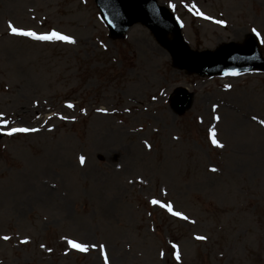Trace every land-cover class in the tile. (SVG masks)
I'll return each mask as SVG.
<instances>
[{
	"label": "rangeland",
	"instance_id": "1",
	"mask_svg": "<svg viewBox=\"0 0 264 264\" xmlns=\"http://www.w3.org/2000/svg\"><path fill=\"white\" fill-rule=\"evenodd\" d=\"M158 2L197 49L264 37V0H185L212 19ZM98 13L95 0H0V113L39 129L0 130V264H103L62 237L103 244L109 264H264V74L186 72L145 26L113 39ZM9 21L75 43L14 36Z\"/></svg>",
	"mask_w": 264,
	"mask_h": 264
},
{
	"label": "water",
	"instance_id": "2",
	"mask_svg": "<svg viewBox=\"0 0 264 264\" xmlns=\"http://www.w3.org/2000/svg\"><path fill=\"white\" fill-rule=\"evenodd\" d=\"M97 2L103 11L102 16L109 25L112 36L121 35L130 25L140 21L150 28L160 43L168 48L173 58V64L179 68H186L188 71H195L200 75L205 73L211 75L222 71L234 62V58H241L245 53L252 56L253 59L236 65L246 68H264V63L258 56V48L253 39H248L245 47L227 44L214 53H193L182 41L180 29L171 19V15L164 7H158L155 0H97ZM105 12H109V14ZM170 31L173 33V40L168 42L165 34ZM200 55L202 59H200ZM185 99L184 97L183 100ZM178 105H181V102Z\"/></svg>",
	"mask_w": 264,
	"mask_h": 264
},
{
	"label": "snow or ice",
	"instance_id": "3",
	"mask_svg": "<svg viewBox=\"0 0 264 264\" xmlns=\"http://www.w3.org/2000/svg\"><path fill=\"white\" fill-rule=\"evenodd\" d=\"M181 3L184 4L186 7H188L189 11L195 10L196 15L203 16L205 19H212V17L205 16L203 12H200L199 9H197L195 3L191 4V6H188L185 3V0H181ZM169 7L174 8L175 5L170 3ZM105 19H107V18L105 17ZM109 22H111V21H109ZM215 22L217 24H223L224 23L223 20H216ZM7 27H8L10 34H12L14 36L27 37V38H30V39L35 40V41H48V42L60 41V42L68 43V44L75 43V40L73 39V37L71 35L64 34L62 32L56 31L55 29L48 31V32L38 33V32L33 31L31 29H26L23 27L14 26L10 21L8 22ZM251 31L253 32V34L256 35V37L258 39H260L261 43H264V37L261 36V33L258 32L256 28H252ZM231 74L237 75V73L235 71H233ZM228 87H230V85H225V88H228ZM153 99H155V97H153ZM67 107L72 108L73 105L68 104ZM213 107L215 108V105ZM82 111H83V109H82ZM97 111L98 112H104L106 110L102 109V108H98ZM126 111H127V109H126ZM61 119H65V117H61ZM214 119L219 120V117H214ZM252 119L256 120L257 118L255 116H253ZM10 123L11 122L5 118L4 114L0 113V130H3L5 135L12 136L13 134H16V133H29V132L39 131V129L31 128V127H9L8 125H10ZM259 123L262 126H264V120L259 121ZM209 136H210L211 144L213 146H215L217 148L223 147V145L216 138L215 129L209 130ZM173 139H176V137H173ZM145 146L150 147V145H148L147 142H145ZM78 160H79V163L81 165L85 164V157L83 155H80L78 157ZM210 170L213 172L217 171L216 168H211ZM149 203H151L154 206H159V208L164 209L173 217H178L181 220H188V217L183 212L174 210L173 204L170 201L162 202L161 200H159L157 198H152L149 201ZM0 239L7 241L10 239V237L5 235V236L0 237ZM62 239L66 240V243H67L69 248L74 249V250L81 252V253H87L88 251L95 250L98 247L99 248V255L103 259V264H109V257L106 253L105 246L103 244L97 245L94 243L90 244L87 242H78L77 240L68 239L66 237H62ZM195 239L196 240H205L206 237L196 236ZM21 243H27V240L25 239V240L21 241ZM40 247L44 248L45 246L43 244H41ZM171 247H172V249L178 248V246L175 243H173L171 245ZM47 251L51 252L52 249L49 248V249H47ZM176 259L177 260L180 259L178 251L176 252Z\"/></svg>",
	"mask_w": 264,
	"mask_h": 264
},
{
	"label": "bare ground",
	"instance_id": "4",
	"mask_svg": "<svg viewBox=\"0 0 264 264\" xmlns=\"http://www.w3.org/2000/svg\"><path fill=\"white\" fill-rule=\"evenodd\" d=\"M169 37H170V35H169ZM219 142H221L220 140H218ZM222 143V142H221Z\"/></svg>",
	"mask_w": 264,
	"mask_h": 264
}]
</instances>
